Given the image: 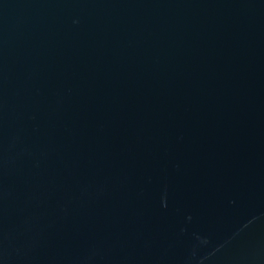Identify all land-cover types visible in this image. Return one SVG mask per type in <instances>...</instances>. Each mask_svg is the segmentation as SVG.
I'll use <instances>...</instances> for the list:
<instances>
[{
  "label": "water",
  "instance_id": "1",
  "mask_svg": "<svg viewBox=\"0 0 264 264\" xmlns=\"http://www.w3.org/2000/svg\"><path fill=\"white\" fill-rule=\"evenodd\" d=\"M0 264H264V0H0Z\"/></svg>",
  "mask_w": 264,
  "mask_h": 264
}]
</instances>
